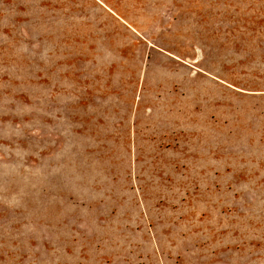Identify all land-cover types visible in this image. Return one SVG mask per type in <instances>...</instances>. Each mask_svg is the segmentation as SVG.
Segmentation results:
<instances>
[{
    "label": "rangeland",
    "instance_id": "obj_1",
    "mask_svg": "<svg viewBox=\"0 0 264 264\" xmlns=\"http://www.w3.org/2000/svg\"><path fill=\"white\" fill-rule=\"evenodd\" d=\"M0 264H264V0H0Z\"/></svg>",
    "mask_w": 264,
    "mask_h": 264
}]
</instances>
